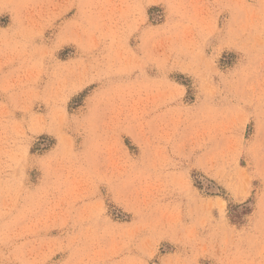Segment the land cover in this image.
I'll use <instances>...</instances> for the list:
<instances>
[{
  "label": "rangeland",
  "instance_id": "rangeland-1",
  "mask_svg": "<svg viewBox=\"0 0 264 264\" xmlns=\"http://www.w3.org/2000/svg\"><path fill=\"white\" fill-rule=\"evenodd\" d=\"M0 264H264V0H0Z\"/></svg>",
  "mask_w": 264,
  "mask_h": 264
}]
</instances>
